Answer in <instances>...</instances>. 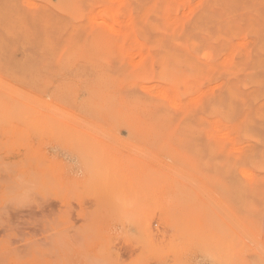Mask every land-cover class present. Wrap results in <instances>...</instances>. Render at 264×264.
Instances as JSON below:
<instances>
[{
	"label": "rangeland",
	"instance_id": "obj_1",
	"mask_svg": "<svg viewBox=\"0 0 264 264\" xmlns=\"http://www.w3.org/2000/svg\"><path fill=\"white\" fill-rule=\"evenodd\" d=\"M0 264H264V0H0Z\"/></svg>",
	"mask_w": 264,
	"mask_h": 264
},
{
	"label": "bare ground",
	"instance_id": "obj_2",
	"mask_svg": "<svg viewBox=\"0 0 264 264\" xmlns=\"http://www.w3.org/2000/svg\"><path fill=\"white\" fill-rule=\"evenodd\" d=\"M159 109V108H158Z\"/></svg>",
	"mask_w": 264,
	"mask_h": 264
}]
</instances>
